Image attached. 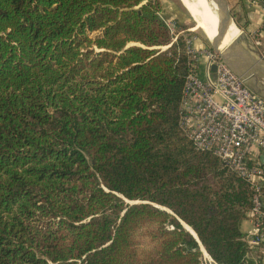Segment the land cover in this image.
I'll use <instances>...</instances> for the list:
<instances>
[{
  "label": "trees",
  "instance_id": "obj_1",
  "mask_svg": "<svg viewBox=\"0 0 264 264\" xmlns=\"http://www.w3.org/2000/svg\"><path fill=\"white\" fill-rule=\"evenodd\" d=\"M161 11L0 0V264H259L251 183L178 124L191 63Z\"/></svg>",
  "mask_w": 264,
  "mask_h": 264
},
{
  "label": "built area",
  "instance_id": "obj_2",
  "mask_svg": "<svg viewBox=\"0 0 264 264\" xmlns=\"http://www.w3.org/2000/svg\"><path fill=\"white\" fill-rule=\"evenodd\" d=\"M165 21L172 40H176L179 31L175 23ZM256 33L254 44L264 50V16ZM195 40V33L186 32L191 64L182 86L178 124L196 148L219 156L251 183L247 217L252 226L246 238L243 236L245 257L264 264V259L252 251L264 242V166L260 159V151L264 153V97L250 89L211 46H196ZM163 45L165 48L170 43ZM199 248L200 264H221L201 243Z\"/></svg>",
  "mask_w": 264,
  "mask_h": 264
},
{
  "label": "water",
  "instance_id": "obj_3",
  "mask_svg": "<svg viewBox=\"0 0 264 264\" xmlns=\"http://www.w3.org/2000/svg\"><path fill=\"white\" fill-rule=\"evenodd\" d=\"M213 1L216 3L217 24H216V33L213 35V37L209 38L211 48L242 79V81L250 89H252L254 92L264 97V83L260 81V79L264 81V72L250 58L248 54L250 51L242 45L241 40L243 37L242 36L243 31L241 30L238 36L235 39L231 40L229 43H227L225 46H220L225 25L229 20H233V18L228 0H213ZM254 51L257 57L261 58L262 61H264V57L256 49H254ZM214 68L215 65L213 64L212 69ZM260 157L261 159H263L262 162L264 164V154H262ZM180 222L199 241L193 228L190 225H189L190 228L186 227L185 224L187 223L184 222L183 220H180Z\"/></svg>",
  "mask_w": 264,
  "mask_h": 264
},
{
  "label": "crops",
  "instance_id": "obj_4",
  "mask_svg": "<svg viewBox=\"0 0 264 264\" xmlns=\"http://www.w3.org/2000/svg\"><path fill=\"white\" fill-rule=\"evenodd\" d=\"M231 9L236 13L237 16L240 17L241 23L247 21L246 24L241 25L246 34V37L244 39L242 38L241 40L242 45L253 53H255L254 49H256L264 57L263 48L254 44V39L258 37L256 30L262 24L264 16V0H233ZM195 45L206 46V43L196 35ZM260 81L264 83L262 79H260ZM262 154L264 153L261 150L260 156ZM261 161H263V159H261ZM244 225H246V227ZM251 226L252 221L249 217H246L241 221L240 228L244 233V238H246V231L251 228ZM252 251L264 259V242L261 244L259 249H252Z\"/></svg>",
  "mask_w": 264,
  "mask_h": 264
},
{
  "label": "rangeland",
  "instance_id": "obj_5",
  "mask_svg": "<svg viewBox=\"0 0 264 264\" xmlns=\"http://www.w3.org/2000/svg\"><path fill=\"white\" fill-rule=\"evenodd\" d=\"M158 1L160 2L161 6H162V10H163V12L161 11L160 14H162L164 16L163 13L168 11L167 15L169 14V17H171V19L170 18H167V17H165V18H167V20H169V21H172V19L173 20L175 19V22L178 21L180 25L179 24H178L179 26H177L176 24L175 25H176V29L181 34L185 35L186 32H188V33L189 32H192V33L194 32V33H196V35L199 38H201V39L203 38L202 39L203 41H204V39H206V40L209 41V38H208L209 37V34L207 32H205L197 24V22L194 19V12H195L196 8L199 7V8H201L205 12V16H206L207 21H208L206 26H209V24H210V22H209L210 13L205 9V7L200 3L199 0H189V3L188 4H191L192 10H188L181 0H158ZM232 1L233 0H228L230 9L232 7ZM231 14H232L233 20L235 21V19L233 17V10L232 9H231ZM234 21H233V23L236 22V21L235 22ZM235 24H236V26L240 30L243 31L242 36L245 38L246 37V34H245V31L243 30V28L240 27V25H238L237 23H235ZM92 34H93V32L91 33V35ZM129 43H133V42H128L127 44H129ZM163 46H165V45H163ZM206 46H209V45L206 43ZM157 48H159V49H165L166 47L164 48V47H162V45H160V47H157ZM202 66H203V60L200 61V67H202ZM244 226L246 227V225H244Z\"/></svg>",
  "mask_w": 264,
  "mask_h": 264
},
{
  "label": "bare ground",
  "instance_id": "obj_6",
  "mask_svg": "<svg viewBox=\"0 0 264 264\" xmlns=\"http://www.w3.org/2000/svg\"><path fill=\"white\" fill-rule=\"evenodd\" d=\"M188 10H192L189 0H181ZM200 3L205 7V9L210 13L209 26L207 25V18L205 12L201 8H196L194 12V19L197 24L209 34L208 38L213 37L216 33V24H217V12H216V3L213 0H199ZM240 29L233 23L232 20H229L224 28V33L221 38L220 46H225L231 40L235 39L240 33ZM204 32V33H205ZM250 58L256 63V65L264 72V61L261 58L257 57L256 54H253L251 51L248 53ZM186 227L190 228L187 224Z\"/></svg>",
  "mask_w": 264,
  "mask_h": 264
}]
</instances>
